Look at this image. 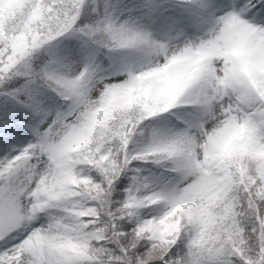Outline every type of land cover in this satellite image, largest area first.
Masks as SVG:
<instances>
[{"label": "snow or ice", "instance_id": "snow-or-ice-1", "mask_svg": "<svg viewBox=\"0 0 264 264\" xmlns=\"http://www.w3.org/2000/svg\"><path fill=\"white\" fill-rule=\"evenodd\" d=\"M0 264H264V0H0Z\"/></svg>", "mask_w": 264, "mask_h": 264}, {"label": "rangeland", "instance_id": "rangeland-1", "mask_svg": "<svg viewBox=\"0 0 264 264\" xmlns=\"http://www.w3.org/2000/svg\"><path fill=\"white\" fill-rule=\"evenodd\" d=\"M74 42V41H73Z\"/></svg>", "mask_w": 264, "mask_h": 264}]
</instances>
